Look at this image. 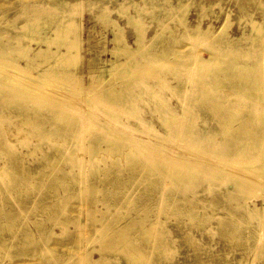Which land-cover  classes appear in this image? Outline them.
Listing matches in <instances>:
<instances>
[{"label":"rangeland","instance_id":"374dc122","mask_svg":"<svg viewBox=\"0 0 264 264\" xmlns=\"http://www.w3.org/2000/svg\"><path fill=\"white\" fill-rule=\"evenodd\" d=\"M69 1L76 6L77 19L84 23L86 31L93 26L97 37L99 30L110 28L112 24L100 19L98 15L102 9L106 12L109 10L108 13L126 27L128 41L134 44L136 36L133 28L116 12L120 4L126 5L132 12L134 3L142 8L143 20L149 27L146 31L149 39L162 27L155 18L160 4L168 6L169 3L178 4L180 0H155V10H151V5L145 0H101V3L95 2L93 6L91 2L96 0ZM181 1L191 3L188 20L190 25L198 23L203 7L206 16L202 27L205 29L210 24L219 29L226 13L231 14L233 24L230 35L234 37L242 35V28L238 23V17L242 14L240 4H244L248 12L254 11L257 15L254 16L255 19L263 20L262 8L257 10L258 5L249 0ZM210 5L213 7L210 8ZM47 6L46 0H0V40L6 41L12 34L7 23L19 26L26 20L25 10ZM60 9L65 10L66 6L61 4ZM53 12L55 13L54 10ZM163 23L174 30H167L166 33L175 39L168 43V54L162 57L163 71L147 79L153 85L152 92L159 93L170 107L183 116L187 120L185 126L189 128L193 123L199 127L215 124L222 115L228 119L229 113L234 112V104H239L244 98L236 97L235 91L228 86L231 103L225 101L226 106L222 110L214 107L210 104V99L221 91L216 89L214 92L203 93L202 88H199L202 84L193 83L198 81L196 70H190L200 57L220 58V52L216 50L218 45L208 39L197 42L187 39L183 28L174 18L167 17ZM247 23L250 24L249 21ZM87 35L85 33L84 36L87 38ZM109 37L112 38L111 33ZM17 43L25 45L27 41L19 36ZM84 45L87 47L88 43ZM11 46L9 47L12 49ZM11 49L9 52L14 57ZM83 54L86 55L84 51ZM156 55L153 49L149 52V56ZM137 57L142 60L140 55ZM17 62L25 66L24 59L18 58ZM68 69L77 71L82 90H87L89 75L85 61ZM32 73L37 74V70L32 69ZM213 78L210 75L208 80ZM41 79L44 84L40 95L45 100L48 99L46 94L53 91L50 88L52 83L74 88L73 82L62 81L54 76L42 75ZM140 80L141 78L134 79L125 87L129 93L125 101L111 103L113 106L110 104L116 111L108 109L107 113H101L102 104L101 107L98 104L91 107L88 102L82 101L83 109L76 112L75 124H63L47 110L40 111L33 123L27 124L25 119H33L34 113L28 116L0 108V142L4 140L11 144L15 155L22 159L28 169L25 172L22 166L10 159L8 151L0 148V264H91V259H101L102 252L108 264H139L126 257L125 252H129L134 246H143L145 252L152 257L150 264H264L263 211L255 212L252 201L247 200L245 203L247 192L234 186L229 188L227 182H233V178L223 173L220 167L217 169L214 166V162L217 166H221L223 162L234 165L235 162L228 158L206 156L212 150L203 147V144L211 141L212 136L199 140L194 138L196 133L191 129L186 132L179 131L174 126L169 130L165 129L159 119V103L151 93L145 91L149 90V85L144 81L140 84ZM182 82H185V87L175 90ZM177 92L183 93L182 100L176 96ZM83 93L88 96L87 91ZM77 100L79 101L78 97ZM185 104L196 113V120L184 115L183 109L188 110ZM207 108L210 117L203 116L204 109ZM236 117L245 124L244 134H256L254 132L257 127L264 122L263 117L260 118L246 108L240 110ZM71 118L75 119L73 116ZM110 118L114 123L109 121ZM124 124L129 128H123L121 125ZM145 125L153 126L163 136L158 137L144 130ZM101 127L104 129L101 130ZM112 127H117V133L124 141L117 138L116 132H108ZM91 135L99 143L98 146L107 148L98 153L99 156L95 159L90 158L87 150L90 144H94ZM106 135H111V138L102 140ZM219 136L217 135L216 140ZM133 139L136 143H131ZM143 140L157 143V148L165 159L163 163L152 159L157 149L148 150L139 143ZM117 142L119 145L115 144ZM194 146L201 150L192 152V158L205 162V166L213 169V174L209 169L205 172L193 165L194 168L189 170L185 179L175 177L172 181L169 177L159 176V173L164 176L162 172L168 171L167 160L171 154L187 156ZM128 148L133 150V160H127L122 152ZM43 152L53 158H60L56 169L51 163H38L37 159L42 158ZM141 165L146 168H141ZM185 166V170L191 167ZM180 169L181 167H175L174 170L179 172ZM263 195L260 192L255 196L259 207L264 203ZM102 217L106 228L112 227L111 229L99 230L102 222L98 219ZM144 217L145 224L158 223L154 230L157 234L152 241L153 247L141 243V235L132 227L127 228V231L131 234L133 243L127 246L120 234L112 231L119 225H134ZM28 232L30 236L26 238ZM100 246L103 247L102 252L95 250V247Z\"/></svg>","mask_w":264,"mask_h":264},{"label":"bare ground","instance_id":"6f19581e","mask_svg":"<svg viewBox=\"0 0 264 264\" xmlns=\"http://www.w3.org/2000/svg\"><path fill=\"white\" fill-rule=\"evenodd\" d=\"M145 1L149 2L151 10L157 7L154 5L155 0ZM46 2L48 3L46 8L37 7L33 10H25L24 14L26 20L19 26H14L10 23L6 24V26L11 29L12 34L7 37L6 41L0 40V45L2 46L0 47V57H4L3 59L0 58V108L18 111L28 116L34 113L33 119H31V117L25 119V123L27 124H32L34 117H37L42 110H47L49 114L60 120L63 124H75L77 122L76 112L83 109L84 104L82 105V103L84 102L82 101L88 102L91 107L93 105L95 106V104L101 107L102 104L103 110H100V112L107 113L108 109H114L111 107V103H118L120 100L125 101L128 98L129 93L126 91L125 87L130 85L134 79L141 78L138 82L141 84L144 81V83L149 85V90L145 91L151 93L154 100L159 103V119L162 121L165 129L169 130L172 126L184 132L191 129V131L196 133V137L194 138L199 140L212 136L211 141L203 144V147H208L212 150L210 153H207L206 156L209 158L211 155L216 159L228 158L232 162H235L234 165L223 162L221 166L215 165L214 162V166H216L217 169L220 167L221 170L224 171L223 173L233 178V182H227L229 188L234 186L240 188L242 191H246L247 196H245L244 199L245 203H247V200L252 201L253 210L255 212H260L262 210L264 214V203L262 207H259L255 201V196H257L258 193L263 192L264 194V122L260 124V127H257V131L254 132L256 134H244L242 132H245V124L236 117V114L239 113L240 110L246 108L264 119V0H249L250 3L253 2L258 5V8H256L257 10L262 8L263 20L255 19L254 16L257 15L254 14V11L248 12L244 4L239 5L242 12L238 17V23L242 28V35L240 37L230 35V27L233 24V20L229 13H226L223 19V25L219 29L213 24H210L207 29L203 28L202 21L206 13L203 11L204 9L202 6V12L199 13L198 23L190 25L188 20L191 3L180 0L178 4L169 3L168 6H162L160 4L157 8L159 12L155 18L160 22L162 27L148 39L146 31L149 27L147 28L143 20L141 14L142 8L134 3V11L132 12L126 5L120 4L116 12L120 17L126 19L127 25L133 28L136 36L135 42L133 41L134 44L128 41L126 27L122 26L117 19L113 18L109 14V10L106 12L102 9L98 15L100 19H104L112 25L110 28L107 27L106 30H99V34L96 37L94 35L95 29L93 26L89 29L87 28L88 30L86 31L84 23L77 19L76 6L74 7L69 0H46ZM95 2L101 3V0L92 1V6ZM124 3L127 4V2ZM61 4L66 6L65 10L60 9ZM209 7L211 8L213 6L210 5ZM95 17L96 15H94V18ZM167 17L174 18L176 23L183 28L184 37L187 39L193 42L208 39L211 43L218 45V49L216 50L220 52V58L200 57L195 66L190 70H196L195 73L198 76V81L195 80L193 83L197 84L200 82L202 87L199 88H202L203 93L214 92L216 89L221 91L220 94L214 95L212 99H210V104H213L214 107L222 110L226 106L224 103L225 101H230L231 103L230 90L227 89L228 86L235 91L236 97L241 96L244 98V101L239 102V104H234V112L229 113L230 117L228 119L222 115L220 121H216L215 124L199 127L193 123L192 127L189 128L185 126L187 120L183 116L170 107L159 93L156 91L152 92L151 86L153 85L148 82L147 79L149 76H156L163 71L164 64L161 63L162 57L168 54V43L175 39L173 36H168L166 33L167 30H169V32L174 31L166 23H163L164 19ZM218 18L219 17H217V19ZM96 19L97 18H95V20ZM248 21L250 22L249 25L251 28L247 25ZM85 33H88L87 38L84 36ZM110 33L112 34V38L109 37ZM19 36L27 41L25 45L17 43ZM94 38H96V40ZM84 43H88V46L86 47ZM8 45H12V49ZM34 45L37 46L35 47ZM9 49L15 54L14 57L10 54ZM152 49L157 53L156 56H149V52ZM83 51L86 55L83 54ZM138 55L141 56L142 60H138ZM18 58L24 59L25 66L18 64ZM83 60L86 63L89 75L87 90L84 91L80 85L77 71L68 69V67L76 66ZM32 69L37 70V74H33ZM172 73L177 77L179 76L175 71H172ZM42 75L54 76L59 78V80H65L69 83L73 82L74 88L52 83L53 85H51L50 88L55 93L49 91L46 94L48 99L45 100V97L40 95L41 87H43L42 84H44L41 79ZM210 75L214 78L208 80ZM160 80L163 81L162 78H160ZM178 87L181 89L185 87V82H182L180 86H176L175 90H181L177 89ZM85 91H87L88 96L84 95L83 92ZM176 96L182 100L184 95L182 92H177ZM185 105L188 110L183 109L184 115L195 119L196 113L190 110L187 104ZM208 113L209 108L204 109L203 116L210 117ZM95 114L97 115V113ZM71 116L75 119L73 120ZM107 119L108 117L106 120ZM79 121L81 122V120ZM109 121H111V118ZM142 124L144 125V123ZM115 126L118 125L116 124ZM121 126L123 128H129L125 124ZM143 128L150 133L158 135V137L163 136V134H161L159 130L154 129L153 126L145 125ZM102 129L104 128L101 127V130ZM77 130L78 128H76L75 131L77 132ZM39 132L41 131L39 130ZM108 132L117 133L119 131H117V127H112ZM118 134L119 133L115 134L117 138L124 141ZM217 135L220 136L216 140ZM91 138H93L94 144H90L87 150L90 158L95 159L96 156H99L97 155L98 153L107 150V148L98 146L99 143H97L93 135H91ZM96 138H98V136ZM109 138H111V135H106L102 140L107 141ZM164 140H166V138ZM131 141V143H136L134 139ZM153 142L150 140H143L139 143H142L148 150L156 148L157 150L152 159L160 160V162L163 163L165 161L164 156L158 150L159 147L156 145L157 143L155 144ZM115 144L119 145V142ZM0 148L8 151L10 159L22 166L25 172L28 171L22 159L15 155L11 144L1 140ZM197 149L201 150L196 146L192 147V149L190 148L192 151L188 153L187 156L174 153L171 154L167 160L168 171L162 172L164 176L159 173V176L169 177L172 181L175 177H182L185 179L189 174V170L194 168L192 167L193 165L198 169H203L205 172L208 169L210 173L214 172L212 168L205 166V162H199L192 158V152L196 153ZM132 151L131 148L122 151L127 160L134 159L131 156L133 154ZM42 154V158L37 159L38 163L47 165L51 163L54 165V169H56L60 163V158H53L45 152ZM197 156L194 155V157ZM202 157L205 156L202 155ZM212 157L210 159H212ZM185 165H191V167L189 166V169L185 170ZM175 167H181V171L178 172V170H174ZM141 168H146V166L141 165ZM262 198L264 199V195ZM98 220L102 222V227L99 228L100 231L112 228H106L104 217ZM157 225V222L145 224L144 217L139 219L134 225L128 223L123 226L119 225L116 230L113 229L112 231L118 232L121 236V240H123L124 244L127 246L133 243L131 234L127 231V228L132 227L137 230L136 233L141 235V243H147V245L153 247L152 241L157 234V232L154 231ZM29 236V232L26 233V238ZM95 250L102 252L103 247H95ZM125 253L128 260L139 264H145L147 262L150 264V259L152 258L145 252L143 246H134L133 249ZM103 254L102 252L101 259L96 261L91 259V264L95 262L96 264H108Z\"/></svg>","mask_w":264,"mask_h":264}]
</instances>
